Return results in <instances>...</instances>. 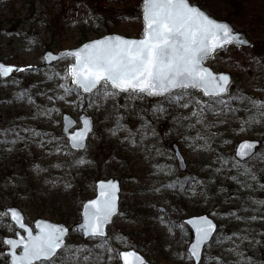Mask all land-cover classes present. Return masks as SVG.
I'll use <instances>...</instances> for the list:
<instances>
[{
	"label": "rangeland",
	"instance_id": "374dc122",
	"mask_svg": "<svg viewBox=\"0 0 264 264\" xmlns=\"http://www.w3.org/2000/svg\"><path fill=\"white\" fill-rule=\"evenodd\" d=\"M191 1L228 19L252 41L250 46L228 45L207 59L214 69L232 73L224 99H245L229 100L236 112L213 105L218 112L214 114L205 106L203 123L190 115L208 100L198 90H189L192 103L186 108L164 97L130 100L120 93L105 99L66 92L75 88L68 75L74 58L44 62L47 49L77 46L105 33L142 35V0H102L99 6L90 0H0V60L27 69L0 77V130H6L0 134V212L16 205L30 224L46 217L70 225L66 245L71 251L65 255L82 250L67 264H120L119 251L128 248L139 250L153 264H193L187 251L192 232L183 218L202 212L212 215L219 228L201 264H264V219L259 218L264 205L253 203L259 201L257 191L253 195L243 188L242 197L251 198L254 207L252 214L243 215H225L209 195L221 185L228 205L226 195L241 192L233 186L228 191L223 184L238 170L228 159L234 157L238 141L259 138L258 150H264V118L250 104L264 102V0ZM56 14L62 29L51 27ZM64 112L77 119L83 112L94 118L87 149L75 155L63 147ZM250 116L257 118L255 123H245ZM173 142L186 159L184 170ZM258 163L249 162L252 167ZM87 166L96 168V179L115 176L121 181L120 212L104 238H84L74 226L84 199L74 201L70 191L92 173L85 172ZM198 167L205 179L197 175ZM87 182L86 198L95 194V178ZM249 187L257 190L256 183ZM234 223L244 231L236 233ZM15 230L9 216L0 217V264L8 261L3 237ZM102 243L104 247H98Z\"/></svg>",
	"mask_w": 264,
	"mask_h": 264
},
{
	"label": "snow or ice",
	"instance_id": "6c2138e0",
	"mask_svg": "<svg viewBox=\"0 0 264 264\" xmlns=\"http://www.w3.org/2000/svg\"><path fill=\"white\" fill-rule=\"evenodd\" d=\"M143 19L145 27L141 39L109 36L84 45L80 50L64 54L75 59L68 73L75 88L66 89V92L82 90L105 99L115 98L120 93H125L130 100L157 96L186 108L192 103L188 99L189 90H198L208 100L199 104L198 112L193 111L190 114L197 118V123H203L205 106L214 114L218 112L213 105L222 106L220 111H239L229 108V100L243 101L244 97L229 96V100L224 99L229 95V77L214 74L203 65L205 60L228 45L245 43L238 34L233 33L230 26L211 19L203 11L191 6L188 0H144ZM46 58L54 60L61 57L49 54ZM26 70L0 64V77H8L14 71ZM181 101L184 103L181 104ZM250 104L264 118V111H259L264 109V102L250 101ZM256 120L255 116H250L245 123L252 124ZM68 123L71 125L74 122L69 120ZM90 123L87 117L82 120L83 128L70 137L73 147H84L83 141L91 130ZM243 130L241 127V131ZM5 131L0 130V134ZM256 147L257 143L252 141L239 144L235 154L239 159L234 158L233 164L238 170L242 168L241 174L247 175L251 180H256V175L248 161L264 160V153L254 152ZM227 162L225 160V164ZM101 189L100 199L85 206V219L79 226L89 238H104V227L116 212V185H101ZM253 203L264 205V201ZM9 215L27 232V237L21 235L19 239L4 240V244L13 250L23 248L22 255H17L15 251L10 253L12 264H57V261L67 264L68 260L78 259L76 253L82 249L72 252L71 256L65 255V252L71 251L64 241L67 228L38 223L40 234L33 235L32 229L24 224V218L18 211L9 209L0 212V217ZM259 218L264 219V216ZM251 219L255 220L257 217L253 216ZM189 223L195 225L197 232L196 241L190 248L189 259L199 264L201 247L212 237L215 225L206 217ZM98 247H104V244ZM120 256L124 264H144L135 252H124ZM88 259L89 257H84L85 261Z\"/></svg>",
	"mask_w": 264,
	"mask_h": 264
},
{
	"label": "water",
	"instance_id": "95a60500",
	"mask_svg": "<svg viewBox=\"0 0 264 264\" xmlns=\"http://www.w3.org/2000/svg\"><path fill=\"white\" fill-rule=\"evenodd\" d=\"M189 4L195 8H198L199 10L203 11L204 13H206L211 19L215 20L216 22L218 23H222V24H227L228 26H230V28L232 29L233 33L234 34H238L240 36V38L245 41V43L243 44H236V45H242V46H249L251 45V40L248 38L247 34L245 31L243 30H240V29H237L232 22H230L229 20L227 19H223V18H218V17H215L214 15H212L207 9H205L204 7L200 6L199 4L197 3H193L191 2V0H188ZM142 17H143V12H144V0H142ZM144 21V19H143ZM144 27H145V24L143 23V31H144ZM109 36H120L122 38H125V39H141L143 38V33L141 36H130V35H126V34H122V33H118V32H110V33H106V34H103L99 37H95V38H92V39H88V40H85L83 41L82 43H80L79 45L77 46H73V47H65V48H62L58 51H55L53 49H47L44 53H43V57H44V60L46 63H51V62H54V61H57L59 59H54V60H49L47 59L46 57L49 56V54L51 56H55V57H61V58H65L67 57L66 53L68 52H71V51H77V50H80L84 47V45H87L89 43H93L95 41H98V40H101V39H104L106 37H109ZM60 58V59H61ZM75 63V59H74V62L70 63L69 64V68L68 70L72 67V65ZM0 64H3L5 66H12L14 68H18V66L14 63H8V62H5L4 60H0ZM203 65L207 68H209L214 74H223V75H227L229 77V83L227 85V87L229 88V85L232 81V74L229 72V71H224V70H215L212 66H210L209 64L206 63V60L203 62ZM13 72L10 74L12 75ZM9 75V76H10ZM8 76V77H9ZM1 78H7V77H1ZM72 78V77H71ZM83 92V91H82ZM88 94V93H86ZM87 117L89 120H90V128L91 130L87 133V136L86 138L84 139L83 141V144H84V147L82 148H76V147H73L72 144L73 142L70 140V137L72 135H74L76 132L80 131L82 128H83V124H82V120ZM71 120L73 121L74 123H72L71 125H69L68 121ZM62 121H63V132L67 138V142L70 146V148L72 150H75V151H83L87 148L88 146V141H89V137H90V134L93 132L94 130V118L92 117V115H88L86 114L85 112L81 113L79 118L76 119L71 113H68V112H64L63 113V116H62ZM245 141H252V142H256L257 143V147L260 145V140L258 138H245V139H241L240 141L237 142V144L235 145V149H234V155L236 154V151L238 150V146L239 144L245 142ZM173 147L175 149V155L178 159V162H179V166L180 168L182 169H185L187 167V162H186V159L183 155V153L181 152L180 148H179V145L177 143H174L173 144ZM257 147L256 149H254V152H256L257 150ZM236 157V156H235ZM237 159H239L238 157H236ZM109 184H115L116 185V192H115V196H116V200H115V206H116V212L115 214L110 218V222L105 225L104 227V231L106 233V236L108 235V232H109V226L113 223V220H114V217L119 213L120 211V192H121V183H120V180L117 178V177H114V176H110L108 178H98L96 181H95V194L87 199H85L82 203V207H81V219L79 221H77L74 226L76 228L77 231L79 232H82L83 234V237L84 238H89L87 237L82 230L79 229V226L81 224H83L84 222V219H85V216H84V211H85V206L89 204V202L93 201V200H97V199H100V192L102 191L101 189V185H109ZM160 208L162 210H164V207L163 206H160ZM9 209H15L16 211H18L21 216L24 218L23 219V222L24 224L28 227V228H31L32 229V232H33V235H39L40 234V229L37 227V224L38 223H45V224H51V225H55V226H60V227H64V228H67L68 229V232L67 234L65 235L64 237V241H65V244L67 243V237L70 233V230H71V227L70 225H68L67 223L63 222V221H55V220H52V219H49V218H46V217H37L34 221H33V224H30L27 219H26V215L25 213L23 212V210L16 206V205H10V206H7L6 210H9ZM10 219H11V216L9 215ZM206 217L208 220H210L212 222L213 225H215V231L212 233V237L210 238V240L201 247V259H200V262L199 264L201 263L202 261V258H203V252H204V249H205V246L212 240V238L214 237L217 229H218V222L217 220L210 214L204 212V213H199V214H192V215H188L186 217L183 218V222L186 223L191 229H192V233H193V236H192V239L188 245V252L190 254V248H191V245L193 243H195L196 241V238H197V232H196V227L194 224L192 223H189V221H193V220H200L201 218H204ZM12 220V219H11ZM13 221V220H12ZM14 224L16 225V230H15V234L13 235H5L3 237V241L5 239H19V236L23 235L25 237H27V232L24 230V229H21L16 223L15 221H13ZM7 247L5 248V253L8 254V261L6 264H12V259H11V256H10V253L12 251H15L17 255H22L23 254V248L20 247V248H17L15 250L11 249L10 246L6 245ZM124 252H135L139 257L142 258L144 264H153L151 263L147 257L141 253L139 250L135 249V248H128V249H121L119 251V255L121 253H124ZM120 263L121 264H124V261L121 259V256H120ZM193 264H197V262L195 260H193Z\"/></svg>",
	"mask_w": 264,
	"mask_h": 264
},
{
	"label": "trees",
	"instance_id": "16d2710c",
	"mask_svg": "<svg viewBox=\"0 0 264 264\" xmlns=\"http://www.w3.org/2000/svg\"><path fill=\"white\" fill-rule=\"evenodd\" d=\"M84 1H87V0H84ZM91 2L93 1L95 3V6H99L102 5L101 2L102 0H90ZM53 15L52 12L50 14V16ZM58 17V14H56L54 17H53V25L51 27H54L55 29L58 27L59 28H63V23L60 22V20H56V18ZM56 20V21H55ZM58 26V27H57ZM64 137V135H63ZM65 138V137H64ZM65 143V142H64ZM63 147L67 149V151L69 153H72L73 155L77 154V152L75 151H72L68 145L65 143L63 144ZM257 152H260V153H264V150H258ZM79 153V152H78ZM231 161L233 160L234 163H235V159L234 157H232V154L228 156ZM250 161H248V165L250 166L249 164ZM258 165L256 167H252V170L253 172H255V175H256V180H251L247 175H244V174H241L243 169L241 168L240 170H237L232 176L228 177V179L226 181L223 182V184H225L227 186V190L232 192V186H233V189L234 190H241V192L239 193H235V194H232V196H235V197H231V194L229 195H226V197H230L229 199V204L227 205V201H225V195H223V188L222 186L220 185V189L219 190H216L215 192H212V190L209 192V195L212 196V198L216 199L215 203L217 204V206H219V208L221 209L222 213H224L225 215H231L232 213L233 214H237V215H243V214H252L254 211H253V206H252V203L250 202L252 199L251 198H244L242 197V194H243V188H245L246 190H249V192H251V194L255 195V192L257 191L256 193V197L258 198L259 201H263L264 200V193L262 192L263 190V187H261V185H264V160H258ZM242 165H243V162H242ZM94 166H87V168L85 169V172H89V171H92V173H89L85 176V183L84 184H77L73 190L70 191V193L73 195V200L76 201V200H81V199H85L87 197V191L85 189V186L86 184L88 183L87 181H92L94 180V178L96 179L97 178V174L96 172L94 171ZM96 169V168H95ZM256 170H258V172H256ZM197 175L199 176V172H201V167H198L197 170ZM200 177V176H199ZM233 177H236V179H233ZM201 179H205V178H202L200 177ZM227 182H230V185H228ZM256 183L257 184V190L255 189H251L249 187V185L251 184H254ZM204 185V183H203ZM244 185H247V186H244ZM206 186V185H205ZM207 186H206V190H205V194H207ZM210 190V189H208ZM222 192V195L221 196H218V194ZM66 193V192H65ZM64 193V194H65ZM260 196H263V197H260ZM241 197V199H240ZM196 212H200L199 210H196ZM72 217V216H71ZM247 217H250V215H248ZM246 217V218H247ZM243 224V223H242ZM227 225H230L229 222H227ZM237 223H234L232 225V228H235L236 229V233L240 234L242 231L244 230H241V228L239 229L236 228L237 226ZM246 228V227H245Z\"/></svg>",
	"mask_w": 264,
	"mask_h": 264
},
{
	"label": "flooded vegetation",
	"instance_id": "af4514ba",
	"mask_svg": "<svg viewBox=\"0 0 264 264\" xmlns=\"http://www.w3.org/2000/svg\"><path fill=\"white\" fill-rule=\"evenodd\" d=\"M160 208V207H159Z\"/></svg>",
	"mask_w": 264,
	"mask_h": 264
}]
</instances>
